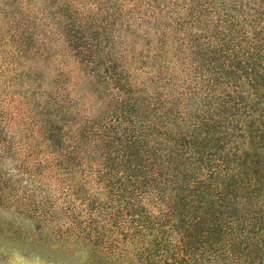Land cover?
I'll use <instances>...</instances> for the list:
<instances>
[{"label": "trees", "instance_id": "obj_1", "mask_svg": "<svg viewBox=\"0 0 264 264\" xmlns=\"http://www.w3.org/2000/svg\"><path fill=\"white\" fill-rule=\"evenodd\" d=\"M144 1L177 55L126 84L141 70L76 49L118 96L89 111L44 100L61 127L31 133L42 152L22 145L31 131L0 87V207L85 264H264V0ZM36 166L33 191L9 184Z\"/></svg>", "mask_w": 264, "mask_h": 264}, {"label": "rangeland", "instance_id": "obj_2", "mask_svg": "<svg viewBox=\"0 0 264 264\" xmlns=\"http://www.w3.org/2000/svg\"><path fill=\"white\" fill-rule=\"evenodd\" d=\"M131 6L132 0H0L2 100L7 97L8 104L16 111L15 127L31 131L21 140L26 149L31 146L30 151L42 152L38 132L31 134L39 129V123L50 119L55 134L61 127L51 119L55 110L44 100L77 102L84 97L89 111L99 106L95 100H111V94L116 92L115 85L107 89V83H102L105 80L87 79L91 68L96 66L81 67L75 57L76 49H82L81 59L85 54L93 64L111 61L114 66L124 65L129 72L140 69L141 73L134 74L135 77L124 74L126 84L128 76L138 84L143 83V74L152 69L164 70L165 54L177 55L172 53L177 37L171 35L166 41L162 38L167 36L162 27L166 23L171 25L170 20L157 19L155 9H147L144 0L136 7ZM109 7L113 12L104 10ZM116 48H121L118 56ZM33 93L43 96L42 106ZM40 169L36 166V169L14 170L15 176L9 184L19 182L33 191L34 184L38 185L42 177L38 174ZM6 207L9 211L0 207V264H85L75 255L52 251L48 248L51 239L37 236L30 221L15 214L8 204Z\"/></svg>", "mask_w": 264, "mask_h": 264}]
</instances>
